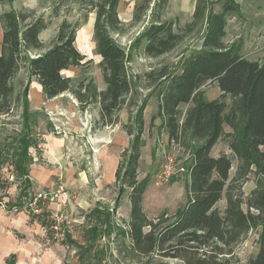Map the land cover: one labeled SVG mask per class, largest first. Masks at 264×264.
<instances>
[{
  "label": "trees",
  "instance_id": "trees-1",
  "mask_svg": "<svg viewBox=\"0 0 264 264\" xmlns=\"http://www.w3.org/2000/svg\"><path fill=\"white\" fill-rule=\"evenodd\" d=\"M169 1L141 0L135 6L133 22L150 12L148 23L137 37L144 54L158 57L172 51L202 24L201 45L181 60L178 69L165 64L146 71L141 78L143 84L139 85L138 76L129 71L127 50L112 34L128 29L119 16L120 0H90L96 10L93 37L96 53L101 56L103 89L93 77L78 79L63 74L71 66H84L87 62L76 45L78 24L64 21L55 42L42 52L41 33L48 27L44 16L32 11L0 13V115L9 114L22 99L23 119V130L13 138L15 143H0V169L6 164L13 166L21 195L27 197L32 185L29 150L35 145L29 124L32 115L28 91L16 95L13 83L23 64L47 98L72 92L81 109L99 105L102 126L120 123V111L126 107L131 114L138 105L140 88L150 89L159 98L158 115L164 118L170 137L182 138L189 133L197 144L190 166L189 202L173 218L164 213L151 219L143 207L150 177L138 178L145 102L137 110L136 131L125 126L134 140L132 148L122 154L116 183L129 187L128 252L142 257L158 253L180 258L186 264H264V57L262 61L249 59L242 52V43L229 45L225 41L228 17L241 13L237 0H197L192 20L185 26H180L177 18L163 19ZM214 1L221 2L219 11L214 9ZM34 50L38 53L32 55ZM208 82L218 84L221 96H205L203 87ZM227 95L231 96L230 103L225 99ZM182 105L187 108L182 109ZM226 125L230 131L225 130ZM221 139H226L232 154L213 155ZM233 156L238 164L231 176ZM251 173L256 175L255 187L245 200L236 190ZM224 193L227 204L220 210L217 203ZM92 211L95 219L91 220V239L86 244H75V264H107L105 248L97 246L100 238L116 231L114 212L97 207ZM41 220L46 223L44 218ZM252 230L259 233L258 250L247 262L240 263L233 247ZM7 263L17 264L16 254H11Z\"/></svg>",
  "mask_w": 264,
  "mask_h": 264
},
{
  "label": "rangeland",
  "instance_id": "rangeland-1",
  "mask_svg": "<svg viewBox=\"0 0 264 264\" xmlns=\"http://www.w3.org/2000/svg\"><path fill=\"white\" fill-rule=\"evenodd\" d=\"M140 1L120 0L119 16L128 29L112 33L117 42L127 50L129 71L134 77L138 76L139 85L143 84L141 78L144 73L153 68L169 64L178 69L181 60L200 47L203 30L201 24L172 51L158 57H148L144 54L143 45L137 44V37L148 23L150 12L139 22L132 21L135 6ZM237 1L241 5V13L228 17L225 41L229 45L242 43L245 57L262 61L264 0ZM196 2L197 0H170L163 19L177 18L180 26H185L192 20ZM214 9L219 11L221 2L214 1ZM8 10L32 11L36 16L45 17L48 27L41 33L44 41L42 52L55 42L58 29L64 21L78 24L76 45L85 54L87 62L84 66H71L63 74L78 79L93 77L100 89L105 87L99 67L101 56L96 53V41L93 37L96 10L90 0H0V13ZM2 33L0 23V49ZM36 53L38 51H32V55ZM13 83L16 95L28 91L32 115L29 124L35 145L29 150L32 158V185L28 189V196L21 195L20 183L16 185L2 180L0 182L1 208L4 209L0 220L7 221V226H3L1 232L3 239L10 244L7 249L0 247V264H8L7 259L12 252L17 254V264L77 263L78 249L75 244H86L91 239L89 230L91 220L95 219L92 210L96 207L102 211L109 209L114 212L117 227L111 236L100 238L97 246L105 248L107 264H186L180 258L162 257L158 253L142 257L132 256L128 252L130 237L127 234V224L131 212L129 187L116 183L115 177L111 180V176L107 175L109 170H117L123 160V152L132 148L134 136L127 132L126 127L136 131L137 110L143 108L145 102L138 168L139 179L150 177L143 199L144 210L151 219L164 213L173 218L189 202L190 166L197 142L189 133L183 134L179 141L170 137L164 118L158 115L159 98L156 93L151 94L150 89L140 88L141 97L132 113L125 107L119 113L120 123L102 126L99 122V105L81 109L80 101L72 92L47 99L35 78L31 77L27 65H22ZM203 89L208 99L222 94L216 82H208ZM225 99L228 103L231 102L230 95ZM21 104L22 99L9 114L0 115V143H15L13 138L18 137L23 130ZM33 105H38V111H34ZM181 108L185 110L187 105H182ZM225 130L230 131V127L226 125ZM119 134L122 136L121 140ZM51 135L65 139L62 150L56 155L46 154L48 137ZM262 149L264 150V146ZM223 152L232 154L226 139H221L212 151L215 156ZM170 155L177 157L176 171L164 183L156 184L155 175ZM110 163L112 165H108ZM237 164V158L233 156L231 176H234ZM4 167L13 171L12 165L6 164ZM39 170L43 172L38 173ZM59 179L63 186L60 197L41 201L40 213L33 211L36 207L30 206L29 202L34 193L57 187ZM255 180L256 175L251 173L248 180L237 188V193L240 192L245 200L255 187ZM226 204L224 193L217 208L224 210ZM243 208L247 209L246 203ZM41 218L46 223L43 224ZM54 222L58 224L57 230L52 228ZM121 230L125 233H121ZM258 237L259 233L252 230L233 247V254L240 263L247 262L257 252ZM3 249L6 251H1Z\"/></svg>",
  "mask_w": 264,
  "mask_h": 264
},
{
  "label": "built area",
  "instance_id": "built-area-1",
  "mask_svg": "<svg viewBox=\"0 0 264 264\" xmlns=\"http://www.w3.org/2000/svg\"><path fill=\"white\" fill-rule=\"evenodd\" d=\"M180 138L181 136L176 138V140L179 141L181 140ZM176 164H177V157L175 155L168 156L167 161L162 165L161 169L155 175V183L162 184L165 181H167L175 173ZM0 180L6 183H15L16 185L20 183L15 172L12 170H8L5 167L0 169ZM62 191H63V186L61 183V179H59L57 187L41 190L39 192L34 193V195L32 196L29 202V205L30 204L34 205L36 209L34 208L33 211L35 210L36 212L40 213L41 201H44L46 199L55 200L56 198L60 197V193ZM52 228L56 230L58 229L57 222H54L52 224Z\"/></svg>",
  "mask_w": 264,
  "mask_h": 264
},
{
  "label": "crops",
  "instance_id": "crops-1",
  "mask_svg": "<svg viewBox=\"0 0 264 264\" xmlns=\"http://www.w3.org/2000/svg\"><path fill=\"white\" fill-rule=\"evenodd\" d=\"M0 51H1V49H0ZM38 83V82H37ZM38 85L40 86V89H42V86L38 83ZM46 97V96H45ZM57 97V96H56ZM47 98V97H46ZM55 97H53V98H47V99H54ZM31 101V100H30ZM33 109H34V111H38L37 109H38V105H33ZM119 138H120V140L122 139V136L119 134ZM48 141H49V143H48V147H47V150H46V154L47 155H56V153L58 152V151H60V150H62V147H63V143H64V141H65V139L64 138H60V137H56V136H54V135H51L50 137H48ZM62 145V146H61ZM108 165H112L111 163L110 164H108ZM39 172H43L42 170H39L38 171V173ZM107 175H110L111 177H110V179L111 180H113L114 179V177H115V179H116V170H109V173H107ZM37 177H38V175H37ZM2 182V181H1ZM8 193L10 194V192L8 191ZM1 202V207H2V201H0ZM3 208H0V218H1V215L3 214L2 212H3ZM6 220L5 221H1L0 220V247L2 248H4V249H7L8 247H10V244H8L7 243V241L6 240H4L3 239V233L1 232V229H2V227L3 226H7L6 225ZM5 235V237H7L6 235V233L4 234ZM5 243H4V242ZM1 242H3V243H1ZM1 250V251H6V250ZM11 254H16V252H12ZM10 254V255H11ZM10 255H9V257H10ZM16 256H17V254H16Z\"/></svg>",
  "mask_w": 264,
  "mask_h": 264
}]
</instances>
